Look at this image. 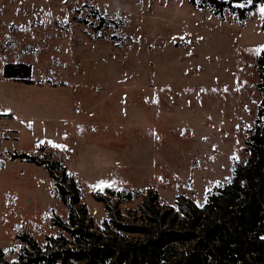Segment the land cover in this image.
<instances>
[{
    "label": "rangeland",
    "instance_id": "obj_1",
    "mask_svg": "<svg viewBox=\"0 0 264 264\" xmlns=\"http://www.w3.org/2000/svg\"><path fill=\"white\" fill-rule=\"evenodd\" d=\"M262 9L240 21L190 0H0L5 259L19 263L21 235L41 247L70 238L55 225L69 209L46 165L14 155L61 163L101 229L110 214L99 199L116 201L107 188L136 195L120 205L126 214L148 192L163 205L178 196L201 205L230 182L262 99ZM8 63L30 64L33 82L6 79Z\"/></svg>",
    "mask_w": 264,
    "mask_h": 264
},
{
    "label": "trees",
    "instance_id": "obj_2",
    "mask_svg": "<svg viewBox=\"0 0 264 264\" xmlns=\"http://www.w3.org/2000/svg\"><path fill=\"white\" fill-rule=\"evenodd\" d=\"M197 9H209L224 19L227 12L245 21L264 0H190ZM262 96L254 127L246 139L248 158L235 162L230 182L216 187L199 205L178 196L175 206L163 205L148 192L142 205L123 214L120 205L132 201V192L107 188L112 204L104 201L110 218L102 229L81 203L79 186L59 162L41 161L28 154L15 159L46 165L56 189L69 209L68 220L55 225L70 238L48 236L44 247L29 235L18 264H264V49L257 59ZM33 68L8 63L4 77L31 84ZM7 115H1L5 117ZM0 264H10L0 250Z\"/></svg>",
    "mask_w": 264,
    "mask_h": 264
},
{
    "label": "crops",
    "instance_id": "obj_3",
    "mask_svg": "<svg viewBox=\"0 0 264 264\" xmlns=\"http://www.w3.org/2000/svg\"><path fill=\"white\" fill-rule=\"evenodd\" d=\"M5 114H12V115H14V113H11V112H6ZM4 120L7 121V122H10L12 124H11V126H7V127L3 126L4 127L3 130H10V129H14V128L16 130V127H13V121H16V119H14V120L11 119V121L8 120V119H4ZM4 120H3V123L2 124L6 123ZM0 178H1V175H0ZM0 187H1V184H0Z\"/></svg>",
    "mask_w": 264,
    "mask_h": 264
},
{
    "label": "built area",
    "instance_id": "obj_4",
    "mask_svg": "<svg viewBox=\"0 0 264 264\" xmlns=\"http://www.w3.org/2000/svg\"><path fill=\"white\" fill-rule=\"evenodd\" d=\"M2 122V119L0 118V123Z\"/></svg>",
    "mask_w": 264,
    "mask_h": 264
},
{
    "label": "snow or ice",
    "instance_id": "obj_5",
    "mask_svg": "<svg viewBox=\"0 0 264 264\" xmlns=\"http://www.w3.org/2000/svg\"><path fill=\"white\" fill-rule=\"evenodd\" d=\"M262 11H264V9H262ZM55 146V145H54ZM58 147V146H57Z\"/></svg>",
    "mask_w": 264,
    "mask_h": 264
}]
</instances>
